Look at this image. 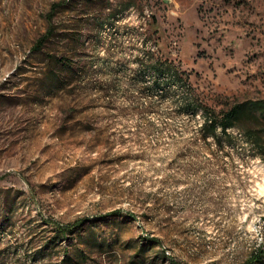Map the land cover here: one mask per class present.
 <instances>
[{
  "label": "rangeland",
  "instance_id": "rangeland-1",
  "mask_svg": "<svg viewBox=\"0 0 264 264\" xmlns=\"http://www.w3.org/2000/svg\"><path fill=\"white\" fill-rule=\"evenodd\" d=\"M262 103L264 0H0V264H244Z\"/></svg>",
  "mask_w": 264,
  "mask_h": 264
},
{
  "label": "trees",
  "instance_id": "trees-1",
  "mask_svg": "<svg viewBox=\"0 0 264 264\" xmlns=\"http://www.w3.org/2000/svg\"><path fill=\"white\" fill-rule=\"evenodd\" d=\"M63 3L56 2L52 5L50 9V13L48 15V22L49 25L43 35L38 39L36 44L34 45L35 48L41 47L43 42L49 39L54 33V26L51 24L53 19V12L55 7L61 5ZM256 101H242L233 104L230 108L223 110L218 117H212L209 113L207 108H204V115H203V123H202V130L203 135L206 137L208 135L217 136L216 130L219 127L221 133L229 134L228 128L235 126L240 120L244 119L245 117L250 116L255 108L254 105ZM261 105H264L263 103ZM194 109L197 106H193ZM250 133L253 134L252 130H249ZM71 225H56V232L59 234H64L66 231L69 230ZM264 264V251L263 250H256L253 252L250 257L246 260L244 264Z\"/></svg>",
  "mask_w": 264,
  "mask_h": 264
}]
</instances>
